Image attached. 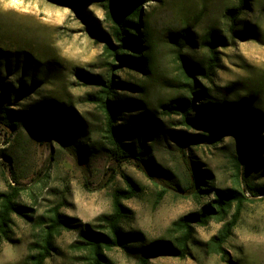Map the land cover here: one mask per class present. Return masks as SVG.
<instances>
[{
  "label": "rangeland",
  "instance_id": "374dc122",
  "mask_svg": "<svg viewBox=\"0 0 264 264\" xmlns=\"http://www.w3.org/2000/svg\"><path fill=\"white\" fill-rule=\"evenodd\" d=\"M77 1L78 6L67 7L50 0H0V83L11 87L10 100L3 106L24 119L13 128L0 119V192L10 186L20 188L18 202L30 207L34 217L14 216L13 240L2 245L0 264H27L29 247L39 238L35 218L47 216L55 206L84 229L102 225L101 219L113 211L114 192L128 189L126 178L140 188L135 197L122 201L130 216L127 231L142 233L146 244L168 239L174 221L213 197L199 202L181 191L189 183L182 144L196 165L211 174L215 188H240L248 201L223 246V257L207 248L223 227L211 222L196 229L188 258L156 257L149 264H264V195L253 196L238 178L235 133L229 130L207 143H184L180 137L185 133L201 131L177 126V118H168L159 108V103L174 97L175 80L180 78L175 39L187 33L182 54L201 65L213 37L225 38V44H216L220 62L212 81L198 78L211 102L222 103L227 97L233 101L238 96L264 115V0H246L242 21L255 34L245 39L229 32V12L238 0H152L144 6L142 19L153 43L152 72L144 77L125 70L115 79L145 86L143 93L132 88L120 91L146 105L141 110H122V119L154 115V121L141 125L133 139L143 146L144 159L157 169L156 179L133 161L118 164L104 147V117L92 97L103 85L99 78L105 81L109 73L103 45L91 31L109 32V27L99 2ZM20 88L18 95L14 90ZM45 103H50L48 108L71 109L84 122L77 144L63 140L58 131L30 123L31 109ZM79 146L92 147V156H76L72 148L79 151ZM253 148L258 153L251 160L249 178L264 187V144ZM78 241V231L62 232L45 264H82L81 252L71 247ZM108 257L111 264H140L137 249L116 248Z\"/></svg>",
  "mask_w": 264,
  "mask_h": 264
},
{
  "label": "trees",
  "instance_id": "16d2710c",
  "mask_svg": "<svg viewBox=\"0 0 264 264\" xmlns=\"http://www.w3.org/2000/svg\"><path fill=\"white\" fill-rule=\"evenodd\" d=\"M57 4L72 7L78 6L77 0H50ZM104 12L105 22L109 32L91 31V36L103 45V58L106 60L109 73L108 79L98 83L103 85L94 95L93 100L98 105L104 124L102 138L105 149L110 158L118 164L135 162L145 170L151 179H156L157 169L150 161L144 159V148L133 137L141 125L152 123L154 115L145 113L139 120L122 119V110H141L145 104L135 98L120 93L121 90L132 88V91L144 92L145 86L137 87L132 83L115 79V74L125 70L137 75L147 77L153 69V43L151 33L142 19L144 6L152 0H96ZM247 10L246 0H238V6L229 12V32L240 38H250L251 32L242 21ZM188 34L175 39L179 49H175L178 75L175 80L177 87L174 97L166 103H159L161 113L168 118H177L175 124L187 131H201L199 134L186 133L180 137L184 143L191 145L207 143L215 140L220 134L233 131L238 139V152L236 170L239 180H242L253 196L264 195V187L254 185L250 180L251 160L257 156L253 145L264 144L261 135L264 130V115L257 107L248 104L246 99L240 101L237 96L233 101L230 97L222 103H212L208 90L200 83L198 78L212 81V77L219 67V56L216 44H225V38L213 37L209 42L208 58L203 65L197 64L182 54L186 47ZM10 85L0 83V119L10 127H17V122L23 117L3 106L10 100L8 92ZM23 88L14 90L20 95ZM239 99V100H238ZM235 100H238L237 102ZM229 102V103H228ZM50 103L32 108L29 115L31 124L41 126L51 131H58L63 140H70L77 144L82 136V120H79L71 109L63 110L60 106L48 108ZM127 122V123H122ZM221 139V137H219ZM183 157L189 169V183L181 189L201 202L210 201L201 205L197 211L190 212L172 223L170 237L155 242L145 243L140 232L127 231L126 222L129 220V211L123 206V200L135 197L140 188L130 179L126 178L128 189L116 190L113 194V211L101 219L102 225L96 229L80 224L76 220L64 215L59 206L49 210L47 216L35 218L34 227L39 229L38 240L29 247L27 264H45L56 251V239L64 231L76 230L79 232V241L72 244V248L81 252L82 264H111L108 253L116 248L124 250L137 249L140 264H149L156 257H169L184 260L191 254L190 245L193 242L197 228H205L211 222L223 223L222 229L207 244L210 252L223 257V246L232 236L237 226L244 204L248 201L244 190L238 188L217 189L211 181V174L200 169L180 145ZM80 159L92 156L94 149L79 151L72 148ZM83 156V157H82ZM148 162V163H146ZM240 183V181H239ZM177 186V185H176ZM179 189L180 187L177 186ZM174 190V188H173ZM176 191V190H175ZM22 190L10 186L5 192H0V249L5 242H11L13 234L14 216L21 219L33 220L30 215L32 209L18 202ZM201 204V203H200Z\"/></svg>",
  "mask_w": 264,
  "mask_h": 264
}]
</instances>
